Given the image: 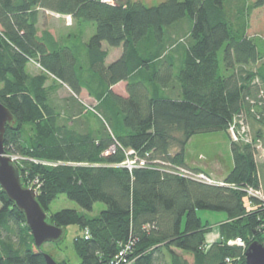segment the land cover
<instances>
[{"label": "trees", "instance_id": "trees-1", "mask_svg": "<svg viewBox=\"0 0 264 264\" xmlns=\"http://www.w3.org/2000/svg\"><path fill=\"white\" fill-rule=\"evenodd\" d=\"M230 1L164 0L147 6L133 0H0V102L16 119L13 128L6 127L5 151L21 157L15 162L21 180L37 188L47 214L60 194L87 212L97 202L105 204L95 216L71 208L48 214L54 225L74 224L82 231L73 242L76 264H109L127 243L129 264H246L249 243H264V205L245 192L259 184L255 149L228 133L234 116L243 113L253 138L264 135L257 99L264 66L256 65L264 52L246 34L243 11L250 8L233 18L226 8ZM42 8L94 24L88 47L98 69L106 56L98 51L103 41L123 46V55L103 68L104 99L86 109L84 122L62 118L49 100L47 74L75 93L80 80L72 51L47 31L38 36ZM168 44L182 54L177 62L163 55ZM31 60L41 73H28ZM130 75L136 81L128 83V98L109 89ZM211 131H227L231 139L233 167L224 185L175 173L205 172L185 162L186 145L195 134ZM112 145L115 150L108 152ZM129 149L145 164L122 165ZM198 210L225 214L218 223L220 241L206 244L211 226ZM236 237L244 248L228 244ZM43 253L24 215L0 188V264H46Z\"/></svg>", "mask_w": 264, "mask_h": 264}, {"label": "crops", "instance_id": "crops-1", "mask_svg": "<svg viewBox=\"0 0 264 264\" xmlns=\"http://www.w3.org/2000/svg\"><path fill=\"white\" fill-rule=\"evenodd\" d=\"M51 13L56 14L58 12L46 8L38 10V20L36 24L37 34L41 36L47 31L53 37L56 44L72 51L76 58L74 61L76 76L79 77L80 82H77L78 90L75 93L67 82H63L55 76L47 74L45 85L50 91L49 100L60 110L62 118L65 117L70 120H78V122L81 123L87 119V110L85 109L86 103L82 101L81 97L88 99L91 106L98 105L100 100L104 99V84H106L107 80H105V78L103 79V68L118 60L123 55L124 49L122 45L111 47L103 41L98 51L102 53L105 51L106 56L104 61L101 62V69H98L97 66L94 67L91 64V50L88 47V40L94 33V24L78 23L69 14L58 13L61 17H56L54 16L55 14L51 15ZM262 21L264 23V20ZM189 25L190 22L188 20L182 22V26L185 28H188ZM247 30L246 34L249 37L251 35ZM172 31L173 30H169V33ZM168 45L163 55H168L169 60L176 58L177 62V59H180L182 54H179V52H172L173 46L170 44ZM177 64L178 63H176V65ZM27 71L31 75H37L42 72L41 67L34 60L28 62ZM133 77V75H130L128 79L120 80L110 85L109 89L117 96L128 98V83L136 81ZM185 162L189 166L195 165L194 163H189L186 159Z\"/></svg>", "mask_w": 264, "mask_h": 264}, {"label": "rangeland", "instance_id": "rangeland-1", "mask_svg": "<svg viewBox=\"0 0 264 264\" xmlns=\"http://www.w3.org/2000/svg\"><path fill=\"white\" fill-rule=\"evenodd\" d=\"M125 1L126 0H113L114 3H124ZM133 1H140L148 6L157 5L164 0ZM258 1L259 0H231V4H226V8L230 10H228L230 14H233V18L237 15L242 16L243 13L240 12H242V9H245L246 6V8H250V13L248 9H245L243 11L248 24L246 25V30L249 28L247 30L251 35L249 37H253L260 50L264 52V23L262 21L264 20V0L261 5H256ZM52 14L53 13H51V15ZM54 16L61 17L58 13H56ZM256 65H258V67L260 65L264 66V58ZM81 99L84 103H86L85 109H88L89 107H95L90 105L91 103H89L88 99H85L83 97H81ZM230 141L231 139L227 131H211L195 134L191 137L186 145V160L189 163H194L195 165L193 166L195 168H202L206 172V174H208L213 180H223L225 175L233 167ZM131 160L132 157H129L128 161L131 162ZM18 161L19 159L16 160L17 163ZM129 162H127V164ZM141 163L142 162H136L137 165L145 164ZM257 199L261 203H264V196H259V198ZM63 208H71L77 210L78 212H83L87 215L95 216L105 208V204L97 202L93 205L92 210L90 212H87L84 211L75 201L68 199L64 194H60L51 202L48 214L50 215ZM197 212L200 218L203 221H208L211 226V229L206 233V244H212L214 242L220 241L218 223L225 218V214L222 212L210 210H198ZM81 233L82 231L77 225H68L65 228V236L63 240L57 243L46 242L42 245V249L45 253L51 255L57 263L66 260L67 262H69V264H76L79 262V257L74 250L73 242L74 238ZM232 240L233 238L229 239L227 241L228 244L233 245L231 243ZM185 257L189 260L190 263H192L191 256L185 255Z\"/></svg>", "mask_w": 264, "mask_h": 264}, {"label": "water", "instance_id": "water-1", "mask_svg": "<svg viewBox=\"0 0 264 264\" xmlns=\"http://www.w3.org/2000/svg\"><path fill=\"white\" fill-rule=\"evenodd\" d=\"M16 123L14 115L0 102V188L7 198L24 215L30 229L34 244L40 248L46 242L57 243L63 240L65 228L49 221V215L37 201V192L23 184L15 162L5 155L4 134L6 127L13 128ZM46 264H58L48 253H43ZM246 264H264V246L252 241L244 251Z\"/></svg>", "mask_w": 264, "mask_h": 264}, {"label": "built area", "instance_id": "built-area-1", "mask_svg": "<svg viewBox=\"0 0 264 264\" xmlns=\"http://www.w3.org/2000/svg\"><path fill=\"white\" fill-rule=\"evenodd\" d=\"M102 1L114 3L113 0H102ZM255 82H258V80L255 79ZM257 99H258L259 105H261V107L263 108V112L261 113V115L264 116V87L259 89V92L257 94ZM255 102H256L255 99L251 100V103H255ZM228 133L230 134L231 139L235 142L242 141V142L250 143L251 145H253L255 149L254 160L258 167L259 184L257 188L249 187L246 189L245 192L248 197L259 198V196H264V182H263L264 178L262 180V177L264 176V135L253 138L251 131H250L248 121H247V116L243 113L234 116L233 120L229 124ZM114 150H115V146L112 145L108 149V152H113ZM5 155L9 156L14 162H16V160L18 159H21V157L10 154L6 151H5ZM129 157H132L131 162L128 161ZM137 161L142 162L141 164L145 163L144 160L142 159L139 160L137 158L136 152L133 149L125 150V159L121 163L122 165L127 166L128 168L132 169L137 166H140L136 164ZM127 162L129 163L127 164ZM175 173H180L181 175L187 178H191L193 180L207 183V184L224 185V182L222 180H213L205 172L196 171L190 168H177V172ZM29 187L34 188L37 192L36 187L34 186H29ZM262 204L264 205V203ZM83 235L85 238L89 237L88 229H85L83 231ZM231 243L233 245H237L242 248L245 247V241L241 237H236L235 239L232 240ZM263 246H264V243H263ZM129 249H130V243L124 244L121 250L110 261L109 264H129L130 260H128L126 257V254L128 253ZM226 261L230 262V259L226 258Z\"/></svg>", "mask_w": 264, "mask_h": 264}, {"label": "bare ground", "instance_id": "bare-ground-1", "mask_svg": "<svg viewBox=\"0 0 264 264\" xmlns=\"http://www.w3.org/2000/svg\"><path fill=\"white\" fill-rule=\"evenodd\" d=\"M234 34V33H233ZM146 80V79H145ZM151 84V83H150ZM89 85V84H88ZM154 87V86H153ZM156 87V86H155ZM153 90H156V89H153ZM74 130V129H73ZM27 234V233H26ZM29 235V234H28ZM22 238H24V237H22ZM27 239V238H26ZM27 240H29V237H28V239ZM28 244V245H27ZM26 244V246H29V243H27ZM30 248V247H29ZM24 249H26V248H24Z\"/></svg>", "mask_w": 264, "mask_h": 264}]
</instances>
